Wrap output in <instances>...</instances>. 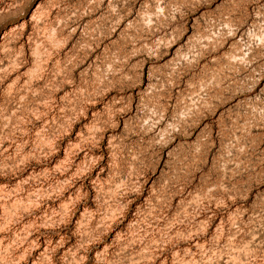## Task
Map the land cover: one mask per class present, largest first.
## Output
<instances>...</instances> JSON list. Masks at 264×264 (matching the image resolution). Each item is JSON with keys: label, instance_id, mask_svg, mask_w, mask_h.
Here are the masks:
<instances>
[{"label": "rangeland", "instance_id": "obj_1", "mask_svg": "<svg viewBox=\"0 0 264 264\" xmlns=\"http://www.w3.org/2000/svg\"><path fill=\"white\" fill-rule=\"evenodd\" d=\"M0 264H264V0H0Z\"/></svg>", "mask_w": 264, "mask_h": 264}]
</instances>
